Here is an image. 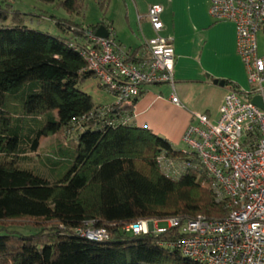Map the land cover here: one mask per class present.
<instances>
[{
    "label": "trees",
    "instance_id": "1",
    "mask_svg": "<svg viewBox=\"0 0 264 264\" xmlns=\"http://www.w3.org/2000/svg\"><path fill=\"white\" fill-rule=\"evenodd\" d=\"M96 1L105 11L107 0ZM12 3L0 0V264H199L167 246L178 239L177 230L159 236L124 231L141 221L185 224L198 217L220 219L225 212L194 154L173 150L146 129L110 127L90 117L98 106L78 86L95 77L80 53L86 31L103 26L114 35L112 24L84 26L51 17L63 34L51 36L27 27L28 15L14 11ZM59 6L69 17L84 9L83 0ZM231 91L244 95L236 87ZM110 110L111 119H128L133 111ZM75 130L73 142L57 152L66 164L58 179L20 167L42 137L63 132L67 138ZM159 158L198 171L172 180L161 172ZM85 228L105 230L108 240L81 238L78 230Z\"/></svg>",
    "mask_w": 264,
    "mask_h": 264
},
{
    "label": "built area",
    "instance_id": "2",
    "mask_svg": "<svg viewBox=\"0 0 264 264\" xmlns=\"http://www.w3.org/2000/svg\"><path fill=\"white\" fill-rule=\"evenodd\" d=\"M161 13V7L149 8L147 20L155 37L136 54L124 53L109 31L107 39L85 32V47L80 54L86 72L115 98L112 106L133 108L146 86L174 87L175 54L172 41L159 35L163 29ZM208 14L215 23L235 27L237 53L250 89L242 96L228 91L215 123L206 115H195L197 125L188 127L182 142L198 159L215 202L223 207L225 215L216 220L198 217L185 224L177 219L147 220L124 231L159 236L177 230L178 239L167 246L199 264H264V110L250 103L255 96L264 103V55H258L257 44V36L264 37V0H208ZM171 102L180 106L176 95ZM110 112V106H98L90 117L106 120L110 127L127 125L126 118L111 119ZM158 165L172 180L190 169L198 171L188 163L165 158H159ZM78 234L90 242L108 240L102 229L85 228Z\"/></svg>",
    "mask_w": 264,
    "mask_h": 264
},
{
    "label": "crops",
    "instance_id": "3",
    "mask_svg": "<svg viewBox=\"0 0 264 264\" xmlns=\"http://www.w3.org/2000/svg\"><path fill=\"white\" fill-rule=\"evenodd\" d=\"M132 3L140 25L138 37L131 34L127 40L131 47L123 49L118 32L110 22L115 41L124 53L140 51L146 41L155 37L147 20L148 10L153 6L161 7L163 29L159 35L172 41L174 87L169 84L146 86L127 124L167 140L175 151L188 152L182 137L189 126L197 125L194 116L206 115L215 123L227 92L232 87L240 90L245 84L246 72L237 53L235 27L212 21L208 0H132ZM215 80L225 82L224 88L213 85ZM173 95L180 106L171 102ZM48 168L51 174L57 175L59 167L50 163Z\"/></svg>",
    "mask_w": 264,
    "mask_h": 264
},
{
    "label": "rangeland",
    "instance_id": "4",
    "mask_svg": "<svg viewBox=\"0 0 264 264\" xmlns=\"http://www.w3.org/2000/svg\"><path fill=\"white\" fill-rule=\"evenodd\" d=\"M62 1L64 0H56L55 3L46 5L40 3L38 0H14V3H12V9L28 15L26 17L27 27L41 33H48L51 36L63 35L53 22V20L62 19L72 20L73 22L84 26H94L103 21L112 22L118 32L119 39L124 45L123 49L131 47L128 44L131 42L127 41L131 34L138 37L140 25L136 22L134 16L132 0H107L105 11L100 10L96 0H83L84 9L82 12L79 14H73L70 17L62 8H60L59 4ZM41 16H44L46 19ZM51 17L54 19H49ZM257 44L258 55L263 56L264 37L262 35L257 36ZM249 89L246 78L245 84L240 87V91L246 93L249 92ZM78 90L90 96L95 106H111L116 103V100L112 95L98 87L95 78L87 80L79 85ZM78 132L79 130L72 131L67 138H64L63 132H59L54 136L42 137L39 151L27 155L26 161H22L20 167L30 169L39 175L48 178L50 181L58 179L66 170V165L63 164L65 163V159L62 160L63 156H59L57 152L62 146H64V143H72V140L76 138ZM57 142L60 143V146L57 145ZM64 148H68L66 150L69 151V145ZM42 162L45 163L42 164ZM50 163L59 167L56 168L58 171L57 175L50 173V169L48 168ZM44 164H46L47 167L44 166ZM160 227H165V225H161ZM29 230L30 229H16L15 231L19 234L35 233V231Z\"/></svg>",
    "mask_w": 264,
    "mask_h": 264
},
{
    "label": "water",
    "instance_id": "5",
    "mask_svg": "<svg viewBox=\"0 0 264 264\" xmlns=\"http://www.w3.org/2000/svg\"><path fill=\"white\" fill-rule=\"evenodd\" d=\"M95 36H96L97 38H100V39H107L108 36H109V33H108V31H107V29H106L105 27L100 26V27L96 30V32H95ZM213 85L218 86V87H220V88H224V86H225V82L215 80V81L213 82ZM250 103H251V105H253L254 107H256V108H258V109H260V110H264V103H263V100H262L261 97H259V96H255V97H253V98L251 99Z\"/></svg>",
    "mask_w": 264,
    "mask_h": 264
}]
</instances>
